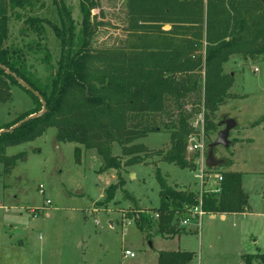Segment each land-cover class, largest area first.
Returning <instances> with one entry per match:
<instances>
[{"label": "rangeland", "instance_id": "rangeland-1", "mask_svg": "<svg viewBox=\"0 0 264 264\" xmlns=\"http://www.w3.org/2000/svg\"><path fill=\"white\" fill-rule=\"evenodd\" d=\"M63 2L78 35L82 27L80 0ZM95 2L90 13L94 31L90 46L111 48L130 42L125 31L126 0ZM31 18L49 25L42 24L43 32L37 35L24 26ZM50 25L61 28L52 0H29V5L12 13L8 21L6 45L22 53L26 70L41 83L47 82L61 58V43ZM167 26L162 31H167ZM45 52L50 55V68L44 62ZM222 68L223 74L232 75L231 94L209 117L212 129L205 132L204 121V131L194 132L203 157L200 154L197 159L195 154L186 153L193 161L191 168L180 169L161 161L170 148L166 132L134 142L147 149L138 165L126 167L127 158L114 144L111 154L119 165L102 173L98 171L101 159L94 151L80 149L81 164H76L73 152L78 146L58 143L55 129H48L32 142L6 149V156L18 158L9 176L3 174L0 164V264H157L159 251L188 252L192 254L189 264H242L246 255L264 254V55L253 59L232 56ZM9 86L11 101L0 103V126L34 107L25 91ZM223 117L238 126L229 134L227 149H213L218 166L208 169L200 160H206L209 144L222 129L218 123ZM241 131L240 139L245 141L238 140ZM81 152H86L85 160ZM156 169L167 185L196 194L219 188L223 172L240 173L243 191L248 194L249 214L210 219L208 214L192 212L184 216L189 218L187 225H180L185 233L167 238L156 234L155 223L148 232H141V218H150L159 206ZM201 169L205 174L202 185L195 178ZM121 178L123 186L115 191L113 200L105 203L106 189L119 187ZM39 186L44 195H40ZM45 199L50 200L49 206L44 204ZM124 251L135 257L124 256Z\"/></svg>", "mask_w": 264, "mask_h": 264}, {"label": "trees", "instance_id": "trees-1", "mask_svg": "<svg viewBox=\"0 0 264 264\" xmlns=\"http://www.w3.org/2000/svg\"><path fill=\"white\" fill-rule=\"evenodd\" d=\"M52 2L61 28L50 26L61 43V58L47 82L41 83L26 70L22 53L6 45L11 14L25 9L29 0H0V103L11 101L10 84L25 91L35 106L0 126V164L5 176L11 174L18 158L6 156L5 150L32 142L48 129H55L58 143L94 151L101 159L100 173L119 165L111 154L114 144L127 158L126 167L138 165L147 149L134 142L161 132L169 134L170 143L161 161L191 168L193 161L185 153L187 138L193 133L189 124L203 113L205 132L210 131L209 117L224 103L233 83L231 75L223 74V64L232 56L253 59L264 55V0H126L125 31L130 42L100 49L90 46L94 35L90 13L95 0H80L78 35L63 0ZM44 23L48 24L31 18L24 26L40 35ZM164 25L169 26L167 31H162ZM44 62L50 68L46 52ZM16 79L39 97L23 89ZM40 99L46 113L22 123L41 112ZM73 153L75 163L80 164V149ZM155 178L159 206L153 211L158 219L141 218V232H148L155 223L156 234H182L180 225L188 218L184 216L195 208L208 215L245 214L248 210L240 173H221L217 193L196 194L171 187L158 169ZM118 186L106 189L105 203L123 186L122 178ZM191 259L188 252L165 251L159 252L157 264H189ZM242 264H264V254L246 255Z\"/></svg>", "mask_w": 264, "mask_h": 264}, {"label": "built area", "instance_id": "built-area-1", "mask_svg": "<svg viewBox=\"0 0 264 264\" xmlns=\"http://www.w3.org/2000/svg\"><path fill=\"white\" fill-rule=\"evenodd\" d=\"M257 69H254V72H256ZM189 127L191 128V130L193 131V133L191 135L188 136L187 138V145H186V151L185 153H191V154H195L196 158L198 159V157L202 155V145L199 143H196L194 136H196L194 134V132L202 129L204 131V119H203V113H200L198 115H196L192 121L189 124ZM201 161V165L204 167L205 161L203 159L200 160ZM205 174L203 172V170H198V174L195 175V178H197L198 180H200V184H203V178H204ZM222 178L219 177V181L221 182ZM219 191L218 188L213 189L211 192L217 193ZM39 193L40 195H44V190L43 187L39 186ZM202 193V192H201ZM51 204L50 200L46 199L45 200V205L49 206ZM194 212L195 215H200L203 216V213L199 210V208H195L192 211L188 212V213H192ZM150 218H152L153 220H157L158 219V215L155 213L152 216H149ZM189 218H186L182 221L181 225L186 226L187 222H188ZM124 256H127L129 258H134V254L130 253L129 251H124L123 253Z\"/></svg>", "mask_w": 264, "mask_h": 264}, {"label": "water", "instance_id": "water-1", "mask_svg": "<svg viewBox=\"0 0 264 264\" xmlns=\"http://www.w3.org/2000/svg\"><path fill=\"white\" fill-rule=\"evenodd\" d=\"M166 28L169 29V26H167ZM16 81L23 89L30 92L35 97H39L38 94L36 92H34L28 85L24 84L23 82L19 81L18 79H16ZM40 101L42 103L41 112L30 116L29 118L24 120L22 123L29 121V120H32V119H35V118H38V117H40L46 113V106H45L44 102H42L41 99H40ZM20 125L21 124H18L17 126L13 127L12 129H10L8 131H12L13 129H16ZM235 126H236V123L232 119L223 118L218 123V127H222V129L217 133L216 140L214 142H212L211 144H209V146H208V154H207V158L205 160V166L208 169H213L216 166H218V162L214 161V159H213V149L216 147H222L224 149H227L229 147V145H230L229 134L235 128Z\"/></svg>", "mask_w": 264, "mask_h": 264}, {"label": "crops", "instance_id": "crops-1", "mask_svg": "<svg viewBox=\"0 0 264 264\" xmlns=\"http://www.w3.org/2000/svg\"><path fill=\"white\" fill-rule=\"evenodd\" d=\"M222 70H223V68H222ZM224 71V70H223ZM225 73V72H224ZM225 74H228V73H225ZM232 76V75H231ZM231 89V88H230ZM230 89H229V91H228V95L229 94H231V92H230ZM233 95V94H232ZM224 104V103H223ZM33 105H34V103H33ZM35 108V106L32 108V109H34ZM31 109V110H32ZM30 111V110H29ZM224 116H227L228 117V115L227 114H224V113H222ZM224 118V117H223ZM227 119H230V118H227ZM236 123V122H235ZM238 125L236 124V126H235V128L237 127ZM251 127V126H250ZM234 128V129H235ZM235 133H237V132H235ZM241 135H242V131L240 132V134L238 135V140L239 141H245V140H241L240 138H241ZM237 137V136H236ZM76 148H79V149H83V151H87V150H85L83 147H81V146H78V147H76ZM82 153V159L83 160H85V158H86V156H87V154H85L86 152H81ZM81 164V163H80ZM101 168V165L98 167V169H100ZM99 171V170H98ZM236 173V172H235ZM244 192H245V190H244ZM246 193V192H245ZM247 194V193H246ZM248 195V194H247ZM46 200V199H45ZM49 200V199H48ZM45 204V203H44ZM247 214H249V206H248V210H247V212L245 213V214H224V215H209V218L210 219H213L215 216H219L221 219H224L227 215H241V216H246ZM203 215H206V214H203ZM184 233H185V230H184ZM167 238H169V237H167ZM172 238V237H171ZM159 252H165V251H159ZM159 252H158V254H159ZM253 255H256V254H253ZM157 257H158V255H157Z\"/></svg>", "mask_w": 264, "mask_h": 264}]
</instances>
